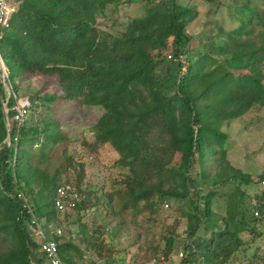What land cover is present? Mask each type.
<instances>
[{
	"label": "trees",
	"instance_id": "16d2710c",
	"mask_svg": "<svg viewBox=\"0 0 264 264\" xmlns=\"http://www.w3.org/2000/svg\"><path fill=\"white\" fill-rule=\"evenodd\" d=\"M13 1L16 8L0 35L12 91L16 94L23 77L48 76L60 93L35 96L43 100L42 107L60 99L101 108L91 144L106 143L117 154L124 184L120 210L153 213L162 202L181 201L185 238L178 264L229 263L243 253L240 234H264V187L248 201L239 184L250 183V178L227 163L225 134L219 128L255 105L264 106V18L253 0H238L237 25L226 33L228 42L205 43L206 51L194 54L186 24L195 15L176 0H144L143 13L128 18L117 34L99 28L97 18H105L108 6L120 0ZM254 23L260 28L259 43L238 40ZM214 53L222 56L221 62ZM234 63L242 74L234 76L224 65ZM5 97L0 80V264H43L41 238L33 234L37 228L45 233L40 222L49 224L56 214L69 212L79 219L98 201L81 191V170L72 182L58 181L57 172L38 166L46 160L45 151L64 138L57 121L36 115L37 121L26 124L25 118L17 126L14 98L9 95L3 104ZM26 97L31 107L33 100ZM34 148L38 158L32 162ZM65 164L71 166L72 159L65 157ZM257 178L264 183V169ZM228 183H234L232 189L218 191ZM61 184L77 192L71 210L54 206ZM217 196L225 200L219 217L211 209ZM177 225L173 220L162 236L163 259L173 251ZM79 227L81 242L98 257L96 264H121L104 241V233L113 231L103 225ZM71 236H50L65 264H77L71 255L81 257L85 251ZM246 260L264 264V255L256 252Z\"/></svg>",
	"mask_w": 264,
	"mask_h": 264
},
{
	"label": "rangeland",
	"instance_id": "374dc122",
	"mask_svg": "<svg viewBox=\"0 0 264 264\" xmlns=\"http://www.w3.org/2000/svg\"><path fill=\"white\" fill-rule=\"evenodd\" d=\"M256 8L262 10L264 18V4L261 0H253ZM177 3L187 5L194 17L186 24V32L190 36V44L195 52H205V43L227 42L226 33L236 27L238 0H176ZM144 0H120L115 6L110 4L105 18H97L99 28L117 34L122 30V25L128 18H133L143 13ZM247 33H242L238 40L259 43L257 24H250ZM237 40V39H236ZM165 53V50H162ZM219 62L222 61L220 54L212 55ZM235 76L244 70L240 69L239 63L224 64ZM16 82V81H15ZM59 88L54 79L48 76L31 75L19 80L17 96H28L33 100V105L27 110L24 119L26 124L38 120L36 115L54 119L64 134V138L57 140L44 153L45 162L38 163L48 173L57 172L58 181L68 178L73 181L81 170L80 189L90 194V199L96 196L98 203L91 210L80 213L76 218L73 212L56 214L55 221L49 224L40 222L45 236L56 234L62 240L72 235L71 241L77 247L84 249L83 256L71 255L77 264H96L97 256L86 245L81 242L80 224L86 228H95L103 225L107 231L104 233L105 244L110 248L112 257L121 264H178L180 257L184 255L181 243L185 238V218L181 216L182 204L179 200H169L157 205L153 213L140 209L137 213L132 210H120L121 191L124 187L122 172L115 160L117 154L108 145H92V126L101 113V108L96 106L78 107L73 101L55 99L47 103L48 107L41 106L43 100L35 98L52 94H59ZM5 100V99H4ZM5 112V109L3 108ZM7 125V123H6ZM225 134L223 148L227 163L235 170L246 174L250 183L239 184L245 191L248 201L252 200L254 194L263 189L264 183L258 180V175L264 169V106H253L245 113L223 122L219 127ZM85 142V143H83ZM92 143V144H91ZM88 144H91L88 145ZM32 151V150H31ZM30 151V152H31ZM38 151L36 148L30 153L32 162L37 161ZM65 157L72 159V165L65 164ZM178 158L175 157L172 164L176 166ZM212 168V164L209 166ZM234 183H228L221 187L219 192H226L233 188ZM225 200L223 196H217L212 202L211 209L219 217L223 214ZM140 208V207H139ZM66 213V212H65ZM178 220L173 251L167 259L160 256L163 246L162 236L167 226L173 220ZM40 238V236H38ZM244 241L243 253L240 252L226 264H249L247 256L253 253L264 255V234L260 237H251L247 233L240 234ZM0 248L3 243L0 241ZM256 251V252H255ZM106 250H102V257ZM259 260V259H258ZM115 264H119L113 261ZM43 264H47L46 261Z\"/></svg>",
	"mask_w": 264,
	"mask_h": 264
},
{
	"label": "built area",
	"instance_id": "2783aa9c",
	"mask_svg": "<svg viewBox=\"0 0 264 264\" xmlns=\"http://www.w3.org/2000/svg\"><path fill=\"white\" fill-rule=\"evenodd\" d=\"M15 8L16 4L13 0H0V35L2 26L6 23L7 18ZM8 76L9 70L4 64L0 54V80L4 86V90L6 93L3 104L6 103L9 95L14 98V105L12 106L14 113L12 115V120L15 121L16 125L18 126L22 123L26 115L29 107V101L26 96H17L12 91ZM4 109L5 112H7L8 108L4 107ZM77 199L78 195L73 186L69 184H61L55 189V197L53 203L57 210H71L74 201H76ZM23 207L27 208V211L30 212L28 209V205L25 202L23 203ZM30 223H35V220L31 219ZM33 234L38 235L41 238L40 249L45 255L47 264H65L59 259L57 255L56 243L50 236L46 237L39 228L33 231ZM111 264L115 263L112 262Z\"/></svg>",
	"mask_w": 264,
	"mask_h": 264
}]
</instances>
